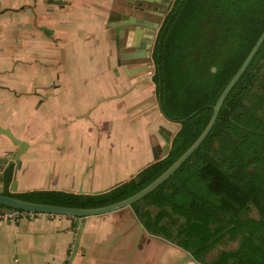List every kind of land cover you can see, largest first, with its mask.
<instances>
[{"label": "crops", "instance_id": "0c3cea01", "mask_svg": "<svg viewBox=\"0 0 264 264\" xmlns=\"http://www.w3.org/2000/svg\"><path fill=\"white\" fill-rule=\"evenodd\" d=\"M129 2L0 0V125L25 141L11 192L95 193L154 161L152 146L164 143L159 125L171 129L172 121L160 111L152 73L127 76L117 62L124 31L114 28ZM17 148L0 133V156ZM77 220L0 218V264H65ZM79 222L70 264H173L186 253L148 232L130 205Z\"/></svg>", "mask_w": 264, "mask_h": 264}, {"label": "trees", "instance_id": "16d2710c", "mask_svg": "<svg viewBox=\"0 0 264 264\" xmlns=\"http://www.w3.org/2000/svg\"><path fill=\"white\" fill-rule=\"evenodd\" d=\"M263 29L264 0H173L151 52L160 111L179 123L166 155L95 193L10 192V163L3 171L2 193L97 206L139 190L202 131L219 93ZM130 206L148 232L189 251L200 264H264V39L202 142ZM231 241L235 245L226 246Z\"/></svg>", "mask_w": 264, "mask_h": 264}, {"label": "water", "instance_id": "95a60500", "mask_svg": "<svg viewBox=\"0 0 264 264\" xmlns=\"http://www.w3.org/2000/svg\"><path fill=\"white\" fill-rule=\"evenodd\" d=\"M134 2L135 0H129ZM134 7H137L136 5ZM142 9V8H141ZM146 10V9H145ZM121 18L124 19L123 22H120L115 26V33L117 35L122 34L125 31V46H131L132 49L122 51V58H136L145 55L151 54V48L154 45L156 33L159 29L160 24L155 21H152L147 18H143L137 15L129 14L127 12L121 13ZM264 39V29L261 31L260 35L254 42L253 46L247 53L246 57L232 75L230 80L223 87L221 92L219 93L215 103L212 106V113L207 121L206 125L202 129V131L198 134V136L192 141V143L176 158L174 159L161 173H159L152 181L147 183L145 186L135 191L134 193L121 198L119 200L103 204L97 206H70V205H62V204H54V203H46V202H38L23 199L17 196H13L10 194L0 192V204L9 206L12 208L23 209L32 212H47L52 214H64L68 216H76L78 220L75 223L78 224V228L76 231L75 239L70 249L69 255L67 257V261L65 264H70L72 262V258L78 247V239L80 235V230L82 228V223L79 222L80 218L88 215L102 214L106 213L120 207L128 206L133 201L139 199L147 192L151 191L154 187H156L161 181L167 178L194 150L195 148L202 142V140L206 137L211 127L213 126L216 117L218 115L219 109L232 88V86L239 79L241 74L244 72L254 54L258 50ZM117 62L120 64V61L117 59ZM151 64H139V65H128L127 63H122L121 67L124 70L127 76H135L142 72V76H147V74H151L152 71L149 69ZM214 69V67H212ZM148 70V71H145ZM140 76H137L136 79H139ZM132 78L131 80L134 81ZM158 132L162 136L164 143H155L152 146V155L154 160L160 159L165 156L170 147V141L173 135L171 129L166 127L163 124L159 125ZM0 133L5 134L7 137L11 139V141L18 145V148L14 151L6 150L4 151V155L0 156V170L8 163L12 162L16 164V167L20 165L19 155L24 149L25 141L16 137L13 132L8 127H3L0 125ZM13 178V176H12ZM3 175L0 171V181H2ZM11 189L14 190L16 188V180H11ZM188 259H192V255L189 251H186L185 255L175 261L173 264H182Z\"/></svg>", "mask_w": 264, "mask_h": 264}, {"label": "flooded vegetation", "instance_id": "af4514ba", "mask_svg": "<svg viewBox=\"0 0 264 264\" xmlns=\"http://www.w3.org/2000/svg\"><path fill=\"white\" fill-rule=\"evenodd\" d=\"M173 3V0H135L134 2H129L128 7H126V9L123 10V12H127L129 14H133V15H137L143 18H147L150 19L152 21L157 22L158 24H161L163 17L165 16V14L167 13V11L170 9L171 5ZM137 7H134V6ZM142 8V9H141ZM146 9V10H145ZM125 31H124V35L121 39L117 40V43L119 45H124V49H122L119 54L117 59L120 61V66L122 63H127L128 65H139V64H146L150 62L148 61L147 57H151L150 55H145V56H141V57H136V58H122L121 57V53L122 51H126L129 49H132L131 46H125L126 45V40L125 38ZM119 38V36L117 37V39ZM153 47L151 48V52H152ZM12 163V162H10ZM6 164L2 169H1V173L3 175V171L5 170V168L10 164ZM13 167L14 164L12 163V176H13ZM3 180V179H2ZM11 183V181H10ZM9 183V184H10ZM4 186L3 188L0 190V192H3ZM8 191L9 190V185H8ZM11 192V191H10ZM2 207V206H1Z\"/></svg>", "mask_w": 264, "mask_h": 264}, {"label": "rangeland", "instance_id": "374dc122", "mask_svg": "<svg viewBox=\"0 0 264 264\" xmlns=\"http://www.w3.org/2000/svg\"><path fill=\"white\" fill-rule=\"evenodd\" d=\"M147 59H148V61L150 62V64H151V66L149 67V69L153 72V69H154V63H153V60H152V57H147ZM166 123H168L169 124V126H170V128L172 129V132L174 133L176 130H177V128L179 127V123H177V122H174V121H172V122H166ZM250 214L251 215H256V211H255V209H251V211H250ZM3 223H5V222H3ZM235 245V241H231V242H229L226 246H234ZM10 250L12 251V256L13 255H15V254H18L17 253V247H16V245L13 243L12 244V249L10 248ZM213 252H215V251H213ZM14 260V259H13ZM12 260V261H13Z\"/></svg>", "mask_w": 264, "mask_h": 264}, {"label": "built area", "instance_id": "2783aa9c", "mask_svg": "<svg viewBox=\"0 0 264 264\" xmlns=\"http://www.w3.org/2000/svg\"><path fill=\"white\" fill-rule=\"evenodd\" d=\"M27 213H33V212L23 210V209H18V208H11V209L5 208L0 211V218H7V219L14 218L15 219Z\"/></svg>", "mask_w": 264, "mask_h": 264}]
</instances>
